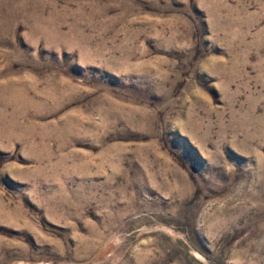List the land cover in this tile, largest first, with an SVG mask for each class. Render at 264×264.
Masks as SVG:
<instances>
[{
  "label": "rangeland",
  "instance_id": "1",
  "mask_svg": "<svg viewBox=\"0 0 264 264\" xmlns=\"http://www.w3.org/2000/svg\"><path fill=\"white\" fill-rule=\"evenodd\" d=\"M0 264H264V0H0Z\"/></svg>",
  "mask_w": 264,
  "mask_h": 264
}]
</instances>
